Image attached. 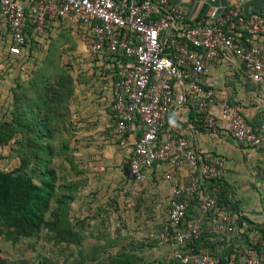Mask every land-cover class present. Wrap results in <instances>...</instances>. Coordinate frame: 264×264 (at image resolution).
<instances>
[{
    "label": "built area",
    "instance_id": "obj_1",
    "mask_svg": "<svg viewBox=\"0 0 264 264\" xmlns=\"http://www.w3.org/2000/svg\"><path fill=\"white\" fill-rule=\"evenodd\" d=\"M0 24L8 31L6 54L20 57L31 38L57 24L86 31L89 56L109 61L113 134L133 133L124 176L130 183L127 207L145 184V171L165 163L166 220L156 236L167 245L170 264H236L208 247L212 238L244 240L252 228L234 205L231 190L219 202L225 160L203 153L166 125L176 105H185L209 131L223 119L238 146L259 148V130L226 100L216 101L205 85L206 71L218 60L234 59L247 80L264 84V10L244 14L230 6L209 20H185L168 0H0ZM216 112L213 113V109ZM188 175L180 183L176 169ZM238 264H264V239L243 246Z\"/></svg>",
    "mask_w": 264,
    "mask_h": 264
},
{
    "label": "rangeland",
    "instance_id": "obj_2",
    "mask_svg": "<svg viewBox=\"0 0 264 264\" xmlns=\"http://www.w3.org/2000/svg\"><path fill=\"white\" fill-rule=\"evenodd\" d=\"M81 32L52 24L44 37L27 42L20 57L11 58L6 54L8 31L0 25V176L25 177L34 185L46 178L50 187L31 231L16 226L15 214L5 220L0 207V264H122L127 257L138 258L133 264H166L170 248L154 237L165 213L155 212L150 218L156 228L153 236L147 233L149 225L138 229L142 203L137 198L131 207L127 201L122 205L130 187L125 167L121 179L127 194L112 193L121 174L120 159L112 156L117 152L110 141L112 120L90 119L77 103L71 124L66 91L76 85L93 87L102 71L86 52V34ZM36 86L40 92L44 89L45 101L52 96L54 101L40 112H47L40 132H31L12 125L11 112L15 101L26 103ZM60 92L62 99L57 101L54 95ZM77 134L81 135L73 137Z\"/></svg>",
    "mask_w": 264,
    "mask_h": 264
},
{
    "label": "crops",
    "instance_id": "obj_3",
    "mask_svg": "<svg viewBox=\"0 0 264 264\" xmlns=\"http://www.w3.org/2000/svg\"><path fill=\"white\" fill-rule=\"evenodd\" d=\"M168 1L172 6L178 8L185 20H209L230 6L238 7L244 14L264 10V0ZM80 30L83 35L86 34L83 28H80ZM32 39L36 41L38 38ZM258 45L264 54V37L259 38ZM95 58L94 65L102 70L100 75L97 73V82L90 88L77 87V85L72 87L67 100L68 113L72 124L79 104L87 111L85 116L88 115L90 119L97 120L99 123L107 118L112 120V139L110 141L116 143L113 145V150H117V152L112 156L114 159H120L117 163L119 164L118 172L115 171L119 175L122 168L125 167L124 163H126L125 161H127L130 154L134 136L133 133L126 134L122 138L114 136V119L109 108L111 83L109 61L104 57ZM89 64L92 65L91 62ZM205 85L212 91L216 101L226 100L229 104L235 106L241 117L259 130L262 138L259 148L238 146L232 140L229 127L223 119L216 116L214 125L209 131H206L201 127L198 116L189 111L185 105H176L166 121V125L172 131L183 135L200 152L214 153L224 158L222 180L224 185L231 190L235 208L252 223V228L245 234L244 240H235L234 237L212 238L208 241H200L199 246H208L222 259L234 261L238 264L243 261V246L264 239V84H254L247 80L236 60L221 59L207 69ZM31 90L30 94L28 93L26 102L32 99L31 94H33L34 89ZM41 90L43 92H40L36 86L33 98L39 93L44 95L42 87ZM24 106V101H22V107ZM215 112L216 108L213 109V113ZM79 135L81 134L73 137H79ZM169 170L170 167L165 163L154 164L145 171V184L138 189V199H136L137 203H142V206L140 208L141 217L138 219L141 224L137 225L140 230L141 226L149 225L147 227L149 229L147 230L148 235L153 236L156 230L154 223L149 221L155 212H164L166 217L168 185L162 182V176ZM175 173L181 183L188 175V170L181 167L176 169ZM117 177V183L119 184H115L112 191L115 195L116 193L126 192L125 181L123 178L121 179L122 172ZM121 199L122 196L117 201L118 204L123 201ZM124 200L125 202L123 201L122 205L127 201L125 197ZM88 209L90 210V208ZM144 211L148 215V220L145 219ZM154 237H156V234Z\"/></svg>",
    "mask_w": 264,
    "mask_h": 264
},
{
    "label": "trees",
    "instance_id": "obj_4",
    "mask_svg": "<svg viewBox=\"0 0 264 264\" xmlns=\"http://www.w3.org/2000/svg\"><path fill=\"white\" fill-rule=\"evenodd\" d=\"M66 92L67 94H65L64 100L66 99V96L69 95L70 89ZM54 96L57 97V101L62 99L61 92ZM52 98L53 96L50 97L48 101H45V98H43V96L39 93L33 98V101L27 100L26 103L24 102V107H22V103L18 105L17 103L19 101H15V103L17 102L14 105L15 112H11L12 125H15V127L18 126L24 130L28 129L31 131V129L34 128L39 131V127L45 124V118L47 117V112L44 113V116L40 112H44V110H46L47 102L49 103L50 101H54ZM27 114L28 116H26ZM49 189V183L46 178H43L40 184L34 185L28 178L25 177L8 178L0 176V207L3 212L6 213L4 214L5 220H10L11 216L15 214L14 222L16 223V226L21 230L31 231L34 228V217L37 215L38 211L46 205ZM226 189L227 187L224 185L220 194V204L227 202L225 197ZM231 207L236 209L235 205H231ZM63 232L67 233L65 231H61L60 234H64ZM66 235L70 236V233ZM202 240L203 239L201 237L199 241ZM194 247L196 249L200 247L198 242L194 244ZM127 258L123 259L124 261L122 264H133L136 263L138 259L133 257L134 260L129 261ZM166 264L170 263L167 262Z\"/></svg>",
    "mask_w": 264,
    "mask_h": 264
}]
</instances>
